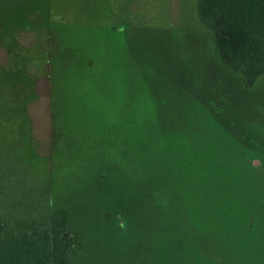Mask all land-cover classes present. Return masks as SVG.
<instances>
[{
	"label": "rangeland",
	"instance_id": "374dc122",
	"mask_svg": "<svg viewBox=\"0 0 264 264\" xmlns=\"http://www.w3.org/2000/svg\"><path fill=\"white\" fill-rule=\"evenodd\" d=\"M0 33V200L68 209L80 264H264V75L198 0H0Z\"/></svg>",
	"mask_w": 264,
	"mask_h": 264
},
{
	"label": "trees",
	"instance_id": "16d2710c",
	"mask_svg": "<svg viewBox=\"0 0 264 264\" xmlns=\"http://www.w3.org/2000/svg\"><path fill=\"white\" fill-rule=\"evenodd\" d=\"M198 13L212 31L220 60L240 73L246 87L253 86L264 75V0H198ZM26 18L37 29L46 25L45 17L40 23ZM20 29L13 32L17 44ZM11 68V78L4 80L0 73V90L14 88L17 67ZM48 201L41 196L11 206L0 200V264L81 263L82 227L68 209Z\"/></svg>",
	"mask_w": 264,
	"mask_h": 264
}]
</instances>
